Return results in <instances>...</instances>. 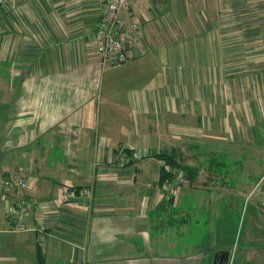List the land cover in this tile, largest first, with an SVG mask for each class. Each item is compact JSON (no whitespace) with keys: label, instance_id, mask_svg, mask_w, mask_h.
I'll use <instances>...</instances> for the list:
<instances>
[{"label":"crops","instance_id":"1","mask_svg":"<svg viewBox=\"0 0 264 264\" xmlns=\"http://www.w3.org/2000/svg\"><path fill=\"white\" fill-rule=\"evenodd\" d=\"M0 3V264H223L216 255L229 248L207 259L196 245L179 251L195 228L189 200L217 201L183 186L166 198L157 155L209 147L211 161L236 166L215 167L238 173L234 195L258 190L264 201V1L137 0L121 17L140 22L148 51L102 75L95 42L105 0ZM116 146L144 155L116 165ZM17 170L28 182L21 195L40 205L22 231L6 216L15 195L1 190ZM89 183L90 203L62 201ZM37 217L47 225L42 243L28 229ZM250 251L248 264H264Z\"/></svg>","mask_w":264,"mask_h":264},{"label":"rangeland","instance_id":"2","mask_svg":"<svg viewBox=\"0 0 264 264\" xmlns=\"http://www.w3.org/2000/svg\"><path fill=\"white\" fill-rule=\"evenodd\" d=\"M143 48L145 49L144 53L148 51L145 45H143ZM114 69L116 68L110 69L107 67L102 70L101 75L105 71L112 72ZM106 77L107 76H102L100 81L101 87L103 86L106 88V85H102ZM116 149L117 146L114 147V150ZM211 151L215 150L209 147L205 148L202 145H195L187 149L185 147L184 150H181L179 154H177H181V164L188 165L189 167H197L195 179L191 183L188 181L181 185L183 186L182 188L197 187L201 191L210 190L209 193H214L216 197L215 201H217L215 203H209L207 198V200L205 199L206 202L204 205H199L197 201L189 200V204L192 205V203H194L193 207L196 208L193 210L194 213L191 216L192 221L195 222V228L189 231V226L186 227L185 225H181L180 230H186V232L189 231V233H185L181 236V248L179 251H182V248H187L189 246L194 247L196 245L200 250L205 252V259H207L211 257L213 253L217 252V250L229 248V255H233L231 264H248V259H252V257L246 255L251 253V248L260 251L264 256V239H256L259 236H264V201L262 203L258 201V197L260 196L258 190L251 192L248 197H239L237 194L234 195V188L236 187L237 179H239L237 176L238 173L235 172L234 174V172L228 171V173L225 172L224 174L221 171H217L215 167H217V163L229 169H233L236 166L231 165L233 162L227 159L211 161L209 156ZM160 160L161 159L158 158V163ZM115 161L116 163L113 162L114 164L125 166V164L120 163L118 160ZM210 164L213 165L212 167L210 166V168L214 167L215 170H210ZM223 167L221 169H223ZM219 172L221 174H219ZM244 179V182H246L247 179L249 182L256 181V179H252V177H244ZM224 190H226V193L224 192L223 195ZM222 196H227V199H222ZM230 196L231 198L233 197V199H231ZM217 209L219 213H217Z\"/></svg>","mask_w":264,"mask_h":264},{"label":"built area","instance_id":"3","mask_svg":"<svg viewBox=\"0 0 264 264\" xmlns=\"http://www.w3.org/2000/svg\"><path fill=\"white\" fill-rule=\"evenodd\" d=\"M137 0H105V11L101 14L97 28L96 50L99 56V66L101 70L107 67H113L126 62L133 53L134 49L140 50V54L145 49L142 45V27L140 22L132 18L125 22L121 17V11L130 13L132 6ZM264 1V0H263ZM2 6L0 3V16ZM120 150L128 149L129 153H122L117 159L122 164H130L144 155L138 150L130 149L127 146H120ZM160 167H165L167 171L173 173L171 182H164L160 189L166 198H173L178 193V187L188 182L185 172L182 169H171L164 160L159 161ZM28 186L27 177L22 170L7 172L2 179V193L13 194L16 199L14 203L6 209V216L12 222L13 231H22L27 228L22 220L30 212H39L40 205L30 197L21 195L22 191ZM79 198L82 202L90 203L93 198L92 183L86 184L79 189H66L62 194V201L68 202ZM36 225L32 229L39 235L42 242L47 237V225L44 219L37 217Z\"/></svg>","mask_w":264,"mask_h":264},{"label":"trees","instance_id":"4","mask_svg":"<svg viewBox=\"0 0 264 264\" xmlns=\"http://www.w3.org/2000/svg\"><path fill=\"white\" fill-rule=\"evenodd\" d=\"M126 153L128 154L129 151L128 149L126 150H120V148L116 149V152L119 153ZM175 151L173 152H161L157 156L159 159H163L166 164L171 168V169H182L185 172L186 178L188 179L189 183H191L197 173V167H189L188 165H183L181 164L180 160V155H177ZM173 179V173L171 171H167L165 167H160V180H159V186H161L164 182H171ZM72 189H79L80 186H74L71 187ZM173 199V198H171Z\"/></svg>","mask_w":264,"mask_h":264},{"label":"flooded vegetation","instance_id":"5","mask_svg":"<svg viewBox=\"0 0 264 264\" xmlns=\"http://www.w3.org/2000/svg\"><path fill=\"white\" fill-rule=\"evenodd\" d=\"M224 260H225V254L224 253L222 255H221V253L216 255L215 262L223 263Z\"/></svg>","mask_w":264,"mask_h":264},{"label":"water","instance_id":"6","mask_svg":"<svg viewBox=\"0 0 264 264\" xmlns=\"http://www.w3.org/2000/svg\"><path fill=\"white\" fill-rule=\"evenodd\" d=\"M223 253L225 254V260H224L223 264H227V263H226V262H227L226 260H227V258H228V256H229V252H222L221 255H222Z\"/></svg>","mask_w":264,"mask_h":264}]
</instances>
